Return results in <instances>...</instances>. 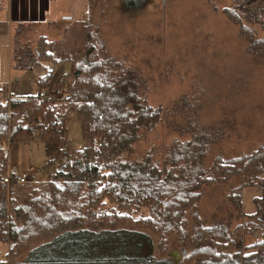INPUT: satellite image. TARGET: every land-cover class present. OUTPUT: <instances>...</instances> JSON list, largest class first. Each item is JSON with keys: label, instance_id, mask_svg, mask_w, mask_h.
<instances>
[{"label": "trees", "instance_id": "1", "mask_svg": "<svg viewBox=\"0 0 264 264\" xmlns=\"http://www.w3.org/2000/svg\"><path fill=\"white\" fill-rule=\"evenodd\" d=\"M148 1L124 0L123 7L137 10ZM244 2L248 8L255 7L253 21L264 26V0ZM224 11L239 26V35L249 42L250 51L264 56V37L256 38L251 26L242 24L234 10ZM26 28L14 31V65L31 68L44 60L69 61L70 71L57 85L63 88L68 77L72 82L62 96L45 100L49 73L38 81L35 95L0 99V158L6 157L5 150L14 141H29L41 129L47 156L54 159L63 154L58 163L49 160L54 171L38 183H4L8 168L0 163V243L8 245L6 259L0 264L44 261L39 259L41 252L66 239L119 236L147 242L142 249L146 258L139 259V264H173L163 254L165 238L178 231L184 241L188 237L182 229L185 215L195 208L201 187L243 176L247 177L243 185H253L264 171V146L249 155L224 160L215 156L209 164L213 134L192 132L189 140H173L161 147L152 144L138 152V144L148 140L165 112L161 104L149 103L150 86L143 72L115 56L102 54L99 58L100 50L89 43L88 34L82 51L63 57L57 56L53 43L44 36L38 37L33 49L20 40ZM25 59L30 63L21 66ZM71 116L80 120L85 141L83 149L72 155L64 150L68 145L66 121ZM243 185L231 193L234 196L230 198L238 204ZM243 227L237 225L235 231L241 233ZM145 228L160 235L158 256L153 254L152 236L140 231ZM247 228L257 230L261 241L245 248L244 264H264V222L249 221ZM229 233L222 224L205 226L200 222L194 226L192 250L185 259L196 264L219 263L229 255L222 248L230 249L234 244ZM60 261L81 262L69 258Z\"/></svg>", "mask_w": 264, "mask_h": 264}, {"label": "rangeland", "instance_id": "2", "mask_svg": "<svg viewBox=\"0 0 264 264\" xmlns=\"http://www.w3.org/2000/svg\"><path fill=\"white\" fill-rule=\"evenodd\" d=\"M123 1L87 0L85 9H77L73 16L70 12L60 16L57 24L25 27L20 40L34 49L38 37L44 36L53 43L57 56L63 57L65 53L82 51L88 34L89 43L100 50L99 58L102 54L115 56L137 66L150 86L149 103L165 107L155 131L146 142L138 144V152L152 144L161 147L173 140H189L192 132L213 134L215 141L208 147L209 164L215 156L224 160L249 155L263 147L264 56L250 51L249 42L239 35V26L224 11L234 10L242 24L251 26L255 37L261 38L264 26L253 21L255 7L248 8L244 0H149L140 9L126 10ZM12 29L11 25H0V99L35 95L38 81L49 73L46 92L58 88L63 94L72 78H66L63 88L57 84L61 76L69 73L70 62L44 60L39 67L31 68L14 65ZM28 63L22 60L21 66ZM66 129L68 145L64 150L72 155L85 145L80 120L69 117ZM41 133L42 129L36 130L31 140L14 141L9 146L15 172L31 174V183L45 181L54 171L49 164L53 158L45 152ZM161 154L156 158L160 159ZM62 156L55 155L53 160L58 163ZM246 181L243 176L204 184L195 208L185 215L182 229L188 237L184 241L179 231L168 235L163 254L173 264H196L185 259L192 250L194 226L200 222L205 226L218 223L230 232L234 244L230 249L222 248L228 257L213 264H244L245 248L261 241L257 230L247 228V222H264V171L253 185H243ZM240 185L243 187L238 204L231 198ZM141 213L147 215V211ZM237 225H245L241 233L235 231ZM140 231L152 236L153 254L158 256L162 250L157 244L160 235L150 228ZM145 244L142 239L126 236L77 237L58 241L41 252L39 259L44 261L32 264H67L61 258L81 261L71 264H129L132 260L130 264H139V259L146 258L142 250ZM7 252V243H0V260L5 261Z\"/></svg>", "mask_w": 264, "mask_h": 264}, {"label": "crops", "instance_id": "3", "mask_svg": "<svg viewBox=\"0 0 264 264\" xmlns=\"http://www.w3.org/2000/svg\"><path fill=\"white\" fill-rule=\"evenodd\" d=\"M86 7L87 0H0V25H11L13 32L17 27L37 26L42 23L52 26L58 23L60 16L69 12L73 16L72 12ZM5 155L8 170L16 171V163L10 158L9 146Z\"/></svg>", "mask_w": 264, "mask_h": 264}, {"label": "built area", "instance_id": "4", "mask_svg": "<svg viewBox=\"0 0 264 264\" xmlns=\"http://www.w3.org/2000/svg\"><path fill=\"white\" fill-rule=\"evenodd\" d=\"M60 93H61L60 89L57 88L52 93L45 92L43 95V98L45 100H55L59 97ZM0 163L7 165L6 159L4 157L0 158ZM31 179H32V175L26 172H15V171L8 170V173L3 177V182L6 184L24 183V182L30 181Z\"/></svg>", "mask_w": 264, "mask_h": 264}]
</instances>
